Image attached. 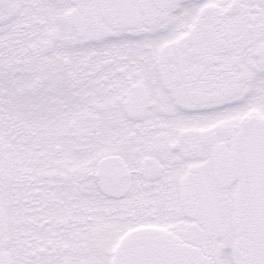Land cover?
<instances>
[{
	"label": "snow or ice",
	"instance_id": "6c2138e0",
	"mask_svg": "<svg viewBox=\"0 0 264 264\" xmlns=\"http://www.w3.org/2000/svg\"><path fill=\"white\" fill-rule=\"evenodd\" d=\"M0 264H264V0H0Z\"/></svg>",
	"mask_w": 264,
	"mask_h": 264
}]
</instances>
